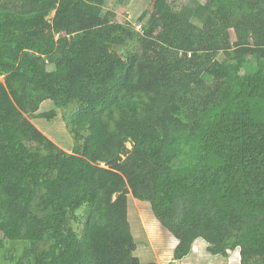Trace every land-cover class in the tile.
Instances as JSON below:
<instances>
[{
    "label": "trees",
    "instance_id": "obj_1",
    "mask_svg": "<svg viewBox=\"0 0 264 264\" xmlns=\"http://www.w3.org/2000/svg\"><path fill=\"white\" fill-rule=\"evenodd\" d=\"M105 4L0 0V252L141 264L132 194L175 261L264 264V0H151L141 32ZM59 109L72 153L32 122Z\"/></svg>",
    "mask_w": 264,
    "mask_h": 264
},
{
    "label": "rangeland",
    "instance_id": "obj_2",
    "mask_svg": "<svg viewBox=\"0 0 264 264\" xmlns=\"http://www.w3.org/2000/svg\"><path fill=\"white\" fill-rule=\"evenodd\" d=\"M150 2L151 0H123L124 5L121 6L119 0H106L104 10L105 12H112L113 19L117 22L136 26L138 19ZM219 59H223V56L221 55ZM0 82H3V77H0ZM54 108L51 101H46L42 104L40 112H48ZM57 112L58 116L53 121L32 119V122L60 148L67 153H72L75 142L63 120L66 110L59 109ZM128 204L131 232L137 244V251L134 255L140 259L141 264H239V258L235 257L234 254L228 259L208 254L207 244L203 240L195 242L192 253L187 258L182 261H175L173 257L176 239L157 221L152 213L150 203L141 202L129 194ZM23 244L26 243L11 244L5 241V248L9 249V252L6 253L5 250L0 252L1 264L18 262V258L25 249ZM9 256H12L14 261L8 262L7 257Z\"/></svg>",
    "mask_w": 264,
    "mask_h": 264
},
{
    "label": "built area",
    "instance_id": "obj_3",
    "mask_svg": "<svg viewBox=\"0 0 264 264\" xmlns=\"http://www.w3.org/2000/svg\"><path fill=\"white\" fill-rule=\"evenodd\" d=\"M136 29H137V31L141 32L142 31V25L141 24L137 25ZM189 56H191V54Z\"/></svg>",
    "mask_w": 264,
    "mask_h": 264
},
{
    "label": "crops",
    "instance_id": "obj_4",
    "mask_svg": "<svg viewBox=\"0 0 264 264\" xmlns=\"http://www.w3.org/2000/svg\"><path fill=\"white\" fill-rule=\"evenodd\" d=\"M177 243H176V246H177V244H178V241H176Z\"/></svg>",
    "mask_w": 264,
    "mask_h": 264
}]
</instances>
